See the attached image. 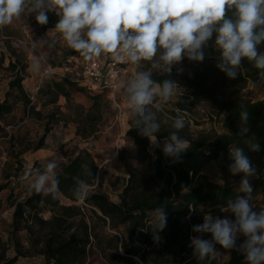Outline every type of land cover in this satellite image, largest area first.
<instances>
[{"label": "rangeland", "instance_id": "rangeland-1", "mask_svg": "<svg viewBox=\"0 0 264 264\" xmlns=\"http://www.w3.org/2000/svg\"><path fill=\"white\" fill-rule=\"evenodd\" d=\"M35 15L36 13L26 10L12 24L0 28V99H4L9 81L16 76L23 78L22 85L30 99L28 105L16 99L13 110L0 120V184L5 185L0 191V264H8L12 258H16L14 264H52L40 251L50 229L48 222L54 214H63L66 219L61 223L62 229L58 232L60 235L69 234L76 229L81 232L85 223L89 227L91 237L86 245L85 255L80 262L74 264H115L113 235H117L119 247L125 241V225L111 229L108 220L103 222L97 216L100 213L96 211L95 214L93 208L82 200L71 202L58 194V205L30 210L18 228L13 222L16 203L23 201L30 192L27 181L22 179L25 169L29 167L44 171L49 160L56 159L57 173L62 163L74 157L79 149L86 148L98 166V181L90 185L87 192L100 191L109 200L119 202L130 174L142 172L149 161L144 154L139 155L140 145L137 139L127 134L131 120L127 116L122 88L117 86L114 91L94 92L83 86L72 85L69 99L56 93L53 82L64 79V74L70 71L66 67L69 60L75 66L82 57L67 48L56 33L49 32L54 27L42 30L35 21ZM42 39L54 40V47L33 48V43ZM203 50L205 59L202 62L185 58L180 64L174 65L172 71L183 68V74L198 77L211 94L228 104L255 102L264 98V85L254 86L252 80H243L241 69L236 79H230L216 67L220 51L215 47V34ZM258 51L264 52V47ZM42 53H47L46 68L50 72L47 77L29 70L32 61ZM143 67L148 68V63L144 62ZM124 69L119 83L126 82L136 71L129 64H124ZM177 83L184 90L183 94L168 102L158 113L160 132L174 131L171 127L172 118L179 111L186 118V126L179 133L181 137L199 141L222 135L225 132L222 126L224 113L210 99H204L190 109H183L192 100L193 88L184 80ZM97 94L99 100L94 105L93 96ZM165 120L168 122L164 123ZM45 126L50 128L44 138L45 147L34 150ZM166 138L157 137L159 146L153 145L148 138L146 150L149 153H153L155 149L162 150ZM253 167L256 170L254 164ZM201 172L212 181L221 180L214 162L207 163ZM242 177V173L230 176V181L237 190ZM256 177L255 171L249 181L253 187L254 210L259 211L264 208V183L253 186L252 180ZM60 205H72V208L61 209ZM212 215L234 219L231 214L221 211ZM148 216L152 224L150 213ZM203 218L204 216L200 224L203 223ZM26 226H32V230ZM152 233L157 244L155 237L158 233L154 230ZM196 235L201 234L196 233L194 236ZM202 238L211 239V234H202ZM238 238L240 241L237 248L245 237L240 235ZM217 251L222 254L217 258L218 261L229 258L227 252L221 249ZM118 252L122 254L120 248ZM189 260V263L182 264L208 263L196 259L194 255Z\"/></svg>", "mask_w": 264, "mask_h": 264}, {"label": "clouds", "instance_id": "clouds-1", "mask_svg": "<svg viewBox=\"0 0 264 264\" xmlns=\"http://www.w3.org/2000/svg\"><path fill=\"white\" fill-rule=\"evenodd\" d=\"M26 10L36 13L35 21L39 25H46L48 13H54L58 21L49 32L56 33L85 62L104 58L135 67L133 75L118 87L124 91L127 116L140 134L156 146H159L156 134L161 128L158 113L184 90L172 79H153L154 72L170 75L172 67L185 58L202 62L203 49L213 34L215 47L220 51L216 67L228 78L236 79L246 59L257 70V79L251 83L264 85V52L258 51L264 42V0H0V28L12 24ZM54 45V40L42 39L34 42L33 48ZM144 62L149 65L146 69ZM46 65L47 53H42L32 61L29 70L47 77L50 72ZM177 71L182 74L183 68ZM240 119L247 122V110L240 112ZM185 126V115L178 111L172 118L174 131L168 134L162 148L173 163L190 147V142L179 134ZM247 131L246 127L241 130L242 134ZM251 148L259 150V145L254 143ZM229 151L233 160L230 173L243 174L238 189L243 195L228 199L220 211L234 219L205 214L203 223L192 228L201 235L190 238V247L196 259L209 264L222 256L216 245L241 252L247 264H264V208L254 210L253 187L249 181L256 170L242 148L232 146ZM57 167L56 159H52L44 171L25 169L22 179L27 181L28 190L56 193ZM87 171L92 175L90 169ZM94 178L98 181V177ZM74 180L73 195L84 200L88 182L79 176ZM150 215L151 228L162 232L167 226L165 209L156 207ZM205 233L211 234V239H203ZM240 235L245 239L237 248Z\"/></svg>", "mask_w": 264, "mask_h": 264}, {"label": "trees", "instance_id": "trees-1", "mask_svg": "<svg viewBox=\"0 0 264 264\" xmlns=\"http://www.w3.org/2000/svg\"><path fill=\"white\" fill-rule=\"evenodd\" d=\"M48 17L46 25H39L42 30L54 27L58 21V17L54 13L49 12ZM262 47H264V42L258 46V49ZM80 60L76 62L75 66H72L73 64L69 60V64L66 66L67 70L73 73ZM241 76L245 81L257 78V70L246 59L242 61ZM153 79L157 81L172 79L176 82L184 80L188 83L193 88L191 91L192 100L183 106L185 110L204 99H210L218 110L224 113L222 126L225 132L212 139L202 138L199 141L182 136L190 142V147L180 156L178 162L173 163L172 158L166 157L160 149L149 153L146 150L149 143L148 138L142 136L131 121V128L127 134L137 139L140 145L139 155L144 154L147 157L148 165L142 172L130 174L119 202L109 200L100 191H89L86 198L82 200L93 208L95 214L96 211L100 213V216H97L103 222L108 220L111 229L115 230L119 225H125V241L119 247L118 237L113 235L115 264H182L190 262L189 259L193 256L190 238L196 234L192 231L193 226L199 225L205 214L219 213L220 207L226 205L228 199L243 195L230 181L229 165L233 163L230 147L242 148L252 165L256 166L257 177L252 180L253 186L257 187L264 183V98L255 102L242 101L236 105L228 104L211 94L198 77L178 74L176 70H173L170 75L154 74ZM22 80V77L16 76L9 81L5 97L0 99V120L13 110L16 99L23 101L26 105L30 103ZM72 85L77 86L66 78L53 82L56 93L66 99L70 97ZM13 91H16V94H13ZM10 97L14 99L12 100ZM93 98L95 105L99 100V95L97 94ZM242 110L248 111L246 123L240 119ZM244 127L248 131L242 134L241 130ZM49 129V126L44 127V133L33 147L34 150L45 147L44 138ZM170 132L171 130H164L156 135L158 138L167 137ZM254 143L259 145V150H252L251 145ZM210 162L216 164L221 176L220 181H212L201 172L204 166ZM88 169L92 175L88 173ZM97 172L98 166L91 153L86 148L79 149L74 157L59 166L56 173L59 179V188L56 193L45 194L30 191L23 201L16 203L13 212L14 225L18 228L19 224L25 220V215L32 209L41 210L44 207L58 205V194L63 195L71 202L79 201L73 195L74 178L79 176L86 179L90 186L96 181L94 177H98ZM4 188L5 185L0 184V191ZM156 207H163L167 213V226L162 232H158L157 244L153 240V229L148 216ZM60 208L69 209L72 208V205H60ZM65 220L63 214H54L48 222L50 229L40 253L52 264L80 262L85 255L86 245L90 242L91 233L86 223L82 226L81 232L76 229L69 234H58L59 229H62L61 223ZM26 228L32 230V226H26ZM239 241L238 238L237 245ZM118 248L121 249L122 254H119ZM216 249L227 252L229 258L222 262L212 261L211 264H247L245 256L236 249L229 251L220 245H216ZM15 261L16 258H12L8 264H14Z\"/></svg>", "mask_w": 264, "mask_h": 264}, {"label": "built area", "instance_id": "built-area-1", "mask_svg": "<svg viewBox=\"0 0 264 264\" xmlns=\"http://www.w3.org/2000/svg\"><path fill=\"white\" fill-rule=\"evenodd\" d=\"M124 72V63L104 58L85 62L82 58L75 71L67 72L64 78L94 92L114 91Z\"/></svg>", "mask_w": 264, "mask_h": 264}]
</instances>
